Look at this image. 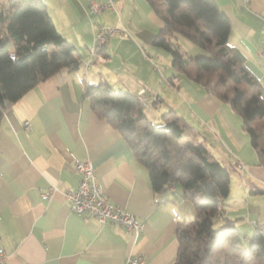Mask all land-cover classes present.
Masks as SVG:
<instances>
[{"label":"crops","instance_id":"0c3cea01","mask_svg":"<svg viewBox=\"0 0 264 264\" xmlns=\"http://www.w3.org/2000/svg\"><path fill=\"white\" fill-rule=\"evenodd\" d=\"M9 1L0 0V9ZM39 1L81 60L77 69H61L37 83L2 114L0 247L5 264H125L129 256L141 257L142 264H171L178 249L177 224L188 221L194 209L179 186L152 189L147 169L126 139L92 110L85 86L104 81L113 90L143 91L149 100L146 117L157 124L164 118L154 114L152 119L149 103L159 107L175 99L166 105L188 125L182 137L203 143L229 171L227 197L234 174L244 192L248 186L242 175L257 172L264 184V168L240 117L229 103L174 70L170 54L153 43L163 23L147 0H96L113 3L97 13L89 11L88 0ZM213 1L230 22L228 49L258 80L264 95V0ZM105 27L116 31L98 43L96 35ZM178 37L172 41L181 51L203 53L186 42L187 50L182 49ZM81 160L90 162L107 200L142 224L137 233L70 211L65 194L78 185L74 167ZM223 206L222 213L231 216Z\"/></svg>","mask_w":264,"mask_h":264},{"label":"trees","instance_id":"16d2710c","mask_svg":"<svg viewBox=\"0 0 264 264\" xmlns=\"http://www.w3.org/2000/svg\"><path fill=\"white\" fill-rule=\"evenodd\" d=\"M147 1L163 23L153 43L170 54L176 72L230 104L264 168V95L258 80L227 47V16L213 0ZM174 36L204 54L181 51ZM80 60L41 1L10 0L0 9V120L29 89L61 69H77ZM84 96L95 114L129 143L147 169L152 189L179 186L191 203L194 217L177 224L178 249L171 264H264L261 230L253 232L245 248L234 221L219 211L230 191L229 171L203 143H182L188 126L184 119L170 110L162 115L164 123L154 125L137 94L114 91L104 81L86 84ZM251 192L264 193L258 187Z\"/></svg>","mask_w":264,"mask_h":264},{"label":"built area","instance_id":"2783aa9c","mask_svg":"<svg viewBox=\"0 0 264 264\" xmlns=\"http://www.w3.org/2000/svg\"><path fill=\"white\" fill-rule=\"evenodd\" d=\"M113 3H100L96 0H88V9L92 13H97L107 7H112ZM116 31L115 28L105 27L101 29L97 35L96 40L98 43L105 41L107 36H112ZM260 56L264 59V47L260 52ZM138 99L145 107H148V99L143 91L137 93ZM239 168H244L243 164L239 161L236 162ZM75 171L79 174V182L75 190L66 192V198L69 201V209L74 214L80 216H88L96 219L98 222L113 223L122 226L126 230L137 233L142 224L130 213L126 212L123 208L111 204L101 188L99 187L96 175L93 172L92 166L88 160H81L76 162ZM170 190L174 187L170 186ZM44 197L48 196V192L43 193ZM223 210L221 208L219 211ZM6 253L0 247V264H5ZM125 264H142V259L139 256H129Z\"/></svg>","mask_w":264,"mask_h":264},{"label":"rangeland","instance_id":"374dc122","mask_svg":"<svg viewBox=\"0 0 264 264\" xmlns=\"http://www.w3.org/2000/svg\"><path fill=\"white\" fill-rule=\"evenodd\" d=\"M178 38H179L178 43L181 44L182 49L187 50L183 42H186L192 45L191 43L186 41L184 38H181V37H178ZM195 48H198V47H195ZM198 49L201 50L200 48ZM169 63L168 64L166 63V65L170 66ZM114 91H118V90L114 89ZM174 100L175 99L173 98L169 100L165 99L164 103L160 104L159 107L157 103L156 105H154L155 107L153 106V104L149 103V106L152 109L151 112H149V116L152 119H153L154 114H156L159 117L160 116L162 117L164 113L166 112L168 113V111H170V107L168 108L166 103L167 102L170 103V101L173 102ZM145 111L146 113H148L149 109H146ZM157 123L158 121L152 124L158 125ZM184 137H183L182 143H186L185 139L188 138L186 135ZM242 164L244 166L243 170H246V166L244 165V163ZM235 176L237 175L234 174L232 175L233 179L231 178L232 179L231 195L227 197L228 200L224 201V204L227 205V210L231 213L229 214L231 216H228V217H231L230 219L234 221L240 233V236L242 238L243 246L247 248L250 243L251 236L256 229L261 230V232L264 235V194L252 193L251 185H249L250 184L249 182L253 183L254 187H258L261 190L264 189V187H262L264 184H263L262 177L257 172H251V177H255L257 179L256 182L253 179H251V177L249 178L248 176L242 175V181L244 179L246 186H248L247 190L244 192L243 182H241V180H239ZM193 217L194 215H192L188 221H191Z\"/></svg>","mask_w":264,"mask_h":264}]
</instances>
